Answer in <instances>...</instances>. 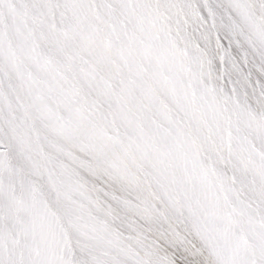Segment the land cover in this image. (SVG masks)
Instances as JSON below:
<instances>
[{"label": "snow or ice", "instance_id": "6c2138e0", "mask_svg": "<svg viewBox=\"0 0 264 264\" xmlns=\"http://www.w3.org/2000/svg\"><path fill=\"white\" fill-rule=\"evenodd\" d=\"M0 264H264V0H0Z\"/></svg>", "mask_w": 264, "mask_h": 264}]
</instances>
